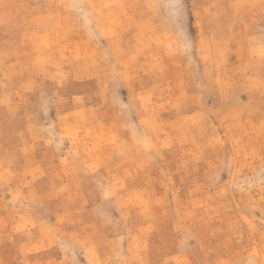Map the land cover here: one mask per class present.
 Instances as JSON below:
<instances>
[{"label":"rangeland","instance_id":"374dc122","mask_svg":"<svg viewBox=\"0 0 264 264\" xmlns=\"http://www.w3.org/2000/svg\"><path fill=\"white\" fill-rule=\"evenodd\" d=\"M0 264H264V0H0Z\"/></svg>","mask_w":264,"mask_h":264}]
</instances>
